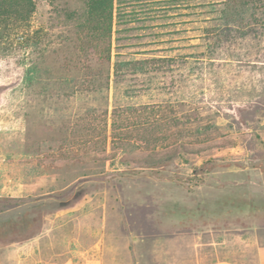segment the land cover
<instances>
[{
    "label": "rangeland",
    "instance_id": "1",
    "mask_svg": "<svg viewBox=\"0 0 264 264\" xmlns=\"http://www.w3.org/2000/svg\"><path fill=\"white\" fill-rule=\"evenodd\" d=\"M34 1L37 45H0V264H264V0H130L113 60L166 62L107 90L64 81L84 0Z\"/></svg>",
    "mask_w": 264,
    "mask_h": 264
},
{
    "label": "trees",
    "instance_id": "2",
    "mask_svg": "<svg viewBox=\"0 0 264 264\" xmlns=\"http://www.w3.org/2000/svg\"><path fill=\"white\" fill-rule=\"evenodd\" d=\"M126 3H131V1L84 0V12L78 18L79 29L84 36V40L81 41L82 44L73 48H77L76 50L79 54L75 58L64 60L67 61V67L71 69V72L80 74L82 80L65 77V83H70V85L78 84L82 87L96 85L97 90H107L111 77L116 82L119 77L124 75L141 74L164 68L166 61L162 58H126L119 52V49L124 47L120 43L122 40L119 36L115 39V49L118 52L113 60L111 54L113 18L115 13H117L118 17L119 12L116 10ZM34 10V0H0V45L12 44L13 39H16L24 48L29 47L33 43L37 45L32 42L35 32H31L29 29ZM121 32L122 30L119 29L116 33L120 34ZM42 52L39 58L29 64L25 71L23 81L26 86L38 83L43 78L48 80L50 77L49 72L41 68L42 64L45 63L48 51L43 48ZM88 52L94 54V56L86 55ZM164 113V107L154 108L149 112V119L141 124L143 128L149 130L150 137L154 136L158 128V122L162 120ZM175 118L176 116L173 117V122H169L170 125H174ZM114 129L113 127L112 139L116 137ZM125 135L124 133L123 136Z\"/></svg>",
    "mask_w": 264,
    "mask_h": 264
},
{
    "label": "crops",
    "instance_id": "3",
    "mask_svg": "<svg viewBox=\"0 0 264 264\" xmlns=\"http://www.w3.org/2000/svg\"><path fill=\"white\" fill-rule=\"evenodd\" d=\"M212 264H234V263L230 262V261H217V262L212 263Z\"/></svg>",
    "mask_w": 264,
    "mask_h": 264
}]
</instances>
